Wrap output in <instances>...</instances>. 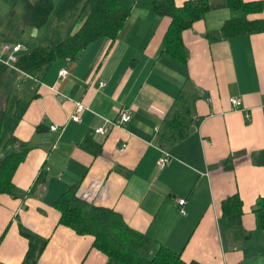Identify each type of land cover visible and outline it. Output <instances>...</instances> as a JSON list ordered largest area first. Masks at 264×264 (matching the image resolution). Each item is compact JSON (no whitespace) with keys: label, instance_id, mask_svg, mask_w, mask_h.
Returning <instances> with one entry per match:
<instances>
[{"label":"crops","instance_id":"0c3cea01","mask_svg":"<svg viewBox=\"0 0 264 264\" xmlns=\"http://www.w3.org/2000/svg\"><path fill=\"white\" fill-rule=\"evenodd\" d=\"M209 2L205 15L183 31L186 63L163 52L171 17L134 5L116 38H96L74 58L58 59L42 82L24 78L22 87L39 95L14 130L33 146L13 180L23 193L42 168L45 179L31 194L0 193V264H124L98 249L93 234L60 223L56 200L71 186L80 198L120 212L147 234L148 247L181 251L187 264H264V228L253 210L264 195V164L252 155L264 148V30L222 31L231 17L264 19V0L261 10L250 13L233 10L228 0ZM3 4L7 20L17 11L24 19L27 0L19 9L12 0ZM23 19L2 41H21L25 50L56 21L35 27ZM24 34L26 42L18 38ZM64 67L68 74L59 78ZM231 96H240L242 104L233 106ZM76 99L90 107L80 121L71 118ZM120 107L129 108L132 118L96 133ZM175 117L183 121L172 125ZM181 128L185 136L174 138ZM161 147L172 155L164 166L158 165ZM239 149L247 152L226 167L224 160ZM236 192L243 200L240 220L222 211V200ZM182 197L186 214L180 212ZM21 223L36 233V242L47 239L34 262L26 259L30 241Z\"/></svg>","mask_w":264,"mask_h":264},{"label":"trees","instance_id":"16d2710c","mask_svg":"<svg viewBox=\"0 0 264 264\" xmlns=\"http://www.w3.org/2000/svg\"><path fill=\"white\" fill-rule=\"evenodd\" d=\"M228 4L233 10L242 8L246 13L263 8V0H228ZM26 5L24 23L35 27L47 25L56 8V21L48 27L44 38L32 49H22L18 52L16 65L25 73L36 77L37 82L43 81L55 61L67 57L74 58L92 40L102 36L116 38L132 14L134 5L171 17L163 36V52L186 63L188 50L183 31L210 9L209 0H185L181 5L175 0H134L132 4L122 0H61L57 7L54 0H27ZM262 30L264 19H249L246 15L231 17L222 26L226 35ZM25 77L32 78L26 74L20 78L19 70L0 60V96L5 99L0 107V193L5 192L13 196L31 194L37 182L45 179L42 168L30 191L23 193L18 192L13 180L19 163L25 159L33 146L29 141L18 138L14 130L29 103L39 95L36 88L30 92L26 86L22 87ZM32 80L34 81V78ZM179 120L175 117L171 124ZM42 125L39 124L38 128ZM183 136V128L173 133V137L177 139ZM84 144L88 146L89 141ZM98 146L93 148L95 153L101 150ZM246 152V149L235 151L231 157L224 160V165L233 167V158ZM252 155L256 164H264V148L253 151ZM56 207L61 212L60 223L76 229L79 233L93 234L94 245L98 249L124 264H187L181 251L163 244L153 249L148 247L149 237L145 232L131 227L120 212L80 198L76 186H71L59 195ZM253 210L257 226L264 228V195L257 198ZM222 211L224 215L241 219L243 200L238 192L222 200ZM20 231L30 241L26 259H33L34 262L46 246L47 239L36 242V233L22 223Z\"/></svg>","mask_w":264,"mask_h":264},{"label":"built area","instance_id":"2783aa9c","mask_svg":"<svg viewBox=\"0 0 264 264\" xmlns=\"http://www.w3.org/2000/svg\"><path fill=\"white\" fill-rule=\"evenodd\" d=\"M26 46L23 44V42L21 41H17V42H5L4 44V47H3V50L5 51V53H1L0 54V59L2 61H4L5 63L9 64L12 68H17L18 66L16 65V61H17V58H18V52L22 49H25ZM19 69L21 72L25 73L23 70H21L20 68H17ZM26 75L34 78L35 80H38L36 77L28 74V73H25ZM68 74V70L67 68H61L59 70V76L60 77H64ZM106 84V80H100V85H105ZM56 89V88H55ZM56 91H58L56 89ZM74 101V109L71 113V118H73L74 120L76 121H80L82 120V112L85 110V109H88L90 108L88 106L87 103H85L82 99H76V100H73ZM230 101L232 103L233 106H239L242 104V98L240 96H231L230 97ZM246 114V118H249L250 117V113L249 111H246L245 112ZM132 118V113L131 111L129 110V108L127 107H120L118 109V113L116 115V117L114 119L112 118H108V117H105V123L102 124V125H99V126H96L95 127V132L98 133V134H106L107 131H108V126L107 124H113V125H120V124H123L125 122H128L130 119ZM51 128L52 129H58L59 126L57 124H52L51 125ZM125 148V143H122L120 145V149L123 150ZM161 154L158 158V165L159 166H164L166 163L169 162V160L171 159L172 155L171 153L162 148L161 147ZM179 202L181 204L180 206V212L183 213V214H186L187 213V210L184 208V203L186 202V198L182 197V198H179Z\"/></svg>","mask_w":264,"mask_h":264},{"label":"rangeland","instance_id":"374dc122","mask_svg":"<svg viewBox=\"0 0 264 264\" xmlns=\"http://www.w3.org/2000/svg\"><path fill=\"white\" fill-rule=\"evenodd\" d=\"M32 1H34V0H32ZM54 1L58 2V0H54ZM12 2H13V4L16 5L17 9H19L21 7V5L24 4V0H12ZM3 6H4V4L2 5V0H0V54L5 53V51L3 50L4 44H5L2 41L3 37L7 35V33L9 32V30L11 28H13L15 26L18 27V22L22 23V19H23V18H21L23 13H21L20 11H17V12H15V14H13L14 15L13 18L10 19L8 16V20H7V18L2 14ZM11 7H13V6L11 5ZM55 15H56V8L50 16L49 23H51V21L55 19ZM23 21H24V19H23ZM4 22H6V25L3 28ZM80 23H81V21L78 23L77 27L80 25ZM18 38H21L22 40H24L26 42L28 37L24 34V35H20V37H18ZM15 42H17V41H15ZM17 68H19V67H17ZM17 68H15V69H17ZM17 70H19V69H17ZM19 74H20V78H21V76L25 75V73L21 72L20 70H19ZM34 81H35V79H34ZM23 83H25V81ZM4 100L5 99L0 96V107L3 106Z\"/></svg>","mask_w":264,"mask_h":264}]
</instances>
